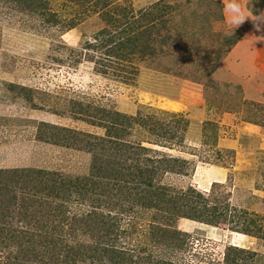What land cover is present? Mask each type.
<instances>
[{
	"label": "rangeland",
	"instance_id": "374dc122",
	"mask_svg": "<svg viewBox=\"0 0 264 264\" xmlns=\"http://www.w3.org/2000/svg\"><path fill=\"white\" fill-rule=\"evenodd\" d=\"M227 2L46 0L52 18L0 2V182L10 180L11 170L22 169L70 181L88 177L92 154L87 145L106 134L112 113L125 115L122 119L155 113L167 135L143 130L142 136L158 139L167 145L157 146L162 152L186 160L184 173L162 172L164 187H153L168 193L159 207L191 199L193 206L225 205L231 213L243 209L264 222V41L250 44L253 36H264V24L257 31L246 18L228 35ZM238 2L249 13L260 4ZM261 14L264 3L253 13ZM119 19L131 30L124 41L136 47L124 53L125 59L113 58L102 46L103 39L113 44L107 40ZM32 177L21 184L34 191L42 181ZM97 182L95 192L111 187ZM92 197L104 215V229L116 220V246L133 249L136 264H159V259L225 264L227 247L255 252L256 264H264L262 239L234 231L225 221L210 225L171 218L139 202L124 203L125 211L116 206L106 217L112 209L107 199L84 191L58 203L64 202L70 215L79 214L92 208ZM164 224L185 235L182 247L162 254L154 234ZM78 231V238L88 242L91 235Z\"/></svg>",
	"mask_w": 264,
	"mask_h": 264
},
{
	"label": "trees",
	"instance_id": "16d2710c",
	"mask_svg": "<svg viewBox=\"0 0 264 264\" xmlns=\"http://www.w3.org/2000/svg\"><path fill=\"white\" fill-rule=\"evenodd\" d=\"M0 2L11 4L23 11L39 10L40 14V11L45 15L50 14L46 0H0ZM255 3H260L259 8L264 0H255ZM249 8L253 13L258 9L255 11ZM50 16L52 18L54 15L50 14ZM48 21L51 22L52 19ZM125 24L126 21L124 23L118 20L117 27L112 31L113 36L108 37L107 40V43L113 44L106 45L103 39L102 46L107 47L106 54L110 53L113 58L125 59L128 55L124 53H132L136 48L134 42L124 41L128 32H131ZM147 114L139 112L137 115L122 119L125 115L112 113V117L108 120L109 124L105 125L106 134L93 137L94 140L89 141L87 145V150L92 154L91 172L88 177L70 181L50 172L22 169L11 170L10 180L1 179L0 264H136L133 249L122 250L116 246L118 228V225L115 226L116 220H111L109 227L104 229V215L102 211L96 210L93 197L92 208L79 214L70 215V211L64 208V202L58 203V200L68 201L71 195L79 194L81 191H84V195L98 193L107 199L104 202L111 204L112 209H108L106 217L111 216L109 210H115L116 206L125 211L127 208L124 207V203L139 202L145 208L162 210L171 215V218L178 215L210 225L225 221L231 224L234 231L259 237L264 243V222L260 221L255 213L243 209L236 212L235 208L231 213L225 205L220 208L216 205L206 206V203L193 206L191 199L179 205L159 207L168 193L164 191L165 188L163 193L155 191L157 188L152 190L153 187H164L159 179L163 173H184L186 160L162 152L157 146L167 147V145L160 143L158 139L150 137L147 139L142 136L143 130L154 137L164 138L167 135L166 127L161 126L156 114ZM108 116L110 117V114H107V118ZM117 125L120 127L118 128ZM111 132L114 134L118 132L119 136ZM133 135L137 140L128 138ZM32 175L42 181L41 187L34 191L21 184ZM97 180L105 181L106 186L111 185L110 189L95 192L100 188ZM63 192L65 198L60 195ZM4 200L6 204L2 203ZM10 204L16 207L11 208ZM201 204L203 205L200 206ZM182 211L187 215H182ZM8 216L10 220L6 219ZM16 216H20V219H16L17 222L14 223ZM77 230H80L78 231L80 235H91L88 242L78 238L75 232ZM99 233L103 235H98ZM155 233V239L163 245L162 254L166 252V248L183 246L182 236L185 233L172 227L171 224L160 226ZM94 235L96 239L93 238ZM257 261V253L238 247H227L224 255L225 264L248 262L256 264ZM157 262L177 264L174 260L166 259H159Z\"/></svg>",
	"mask_w": 264,
	"mask_h": 264
},
{
	"label": "clouds",
	"instance_id": "9594fccd",
	"mask_svg": "<svg viewBox=\"0 0 264 264\" xmlns=\"http://www.w3.org/2000/svg\"><path fill=\"white\" fill-rule=\"evenodd\" d=\"M224 7L228 14L229 23L232 25V29L228 33V35H232L233 30L239 25H241L246 18L254 22V27L256 28L257 31L261 29V24H264V14L253 15V13L246 12L242 8L238 0H228V2ZM257 21H259V23H257ZM253 37H255V39H252L250 41L251 46L256 40L264 41V36H253Z\"/></svg>",
	"mask_w": 264,
	"mask_h": 264
},
{
	"label": "bare ground",
	"instance_id": "6f19581e",
	"mask_svg": "<svg viewBox=\"0 0 264 264\" xmlns=\"http://www.w3.org/2000/svg\"><path fill=\"white\" fill-rule=\"evenodd\" d=\"M238 235V234H237Z\"/></svg>",
	"mask_w": 264,
	"mask_h": 264
}]
</instances>
